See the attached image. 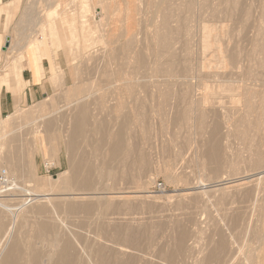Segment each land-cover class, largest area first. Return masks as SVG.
<instances>
[{
    "label": "bare ground",
    "instance_id": "bare-ground-1",
    "mask_svg": "<svg viewBox=\"0 0 264 264\" xmlns=\"http://www.w3.org/2000/svg\"><path fill=\"white\" fill-rule=\"evenodd\" d=\"M35 1L40 2L38 0H31L29 2H31L32 3L31 5L33 6V4H35ZM45 1L48 3L50 2V4L54 3V5L55 4L56 5L55 6L52 5L53 7H51V5L48 6L47 5L48 3L45 2L46 6H47V7L45 6L46 7L45 11H48V12L47 13L45 12V15H43V16L41 15V17H40L39 16L40 14L36 13V11H34L35 5L33 7H31L30 3H28V0H26L25 4L27 3V5L25 6L23 3V5H22L23 8L21 7L23 10L20 13L21 14L20 17L18 18L19 22H18V25L16 24L17 28L16 27H15L16 29L13 28V30H15L14 34H12L13 33L12 31H10V32H12L11 33L12 37L10 36L11 35L10 33H9L10 35L8 34V36H10L9 41H8V48H7L8 52L15 50L17 53H21V55H22L23 51L26 52L27 57H28L27 58L28 64H29L30 68L36 72L37 76H44L45 75V71H44L43 66H42L43 57L54 58V54L58 50L63 49L64 52L66 51L65 52L66 55L69 53L67 56H69L72 59L70 61L75 62L76 59L82 57L84 52L86 53L87 51L92 50L93 46L96 47V45H99V44H97V42L98 43H100V42L104 43V41H106L107 38L105 37L106 39L104 40V39H102V38H104V36L100 37L101 35H103L102 32L105 29H107V28L103 27V26H105V23H104V25H102L103 22L108 23L111 21V23H113V20H114V23H115L117 20L116 16L118 19L122 18V20H124V23H126L127 25L122 23L121 28H120L118 26V24L120 23L119 21L121 19H119L117 21L118 23H116L117 27L113 26L112 29H115V28L122 29V27H124L123 25H125L126 27L123 28L124 30H122V32L124 31L123 33L127 34L129 32V30H131L132 32L130 31L129 33L132 35L133 31L135 30V29L132 30V28H133L132 26L137 25V22L134 23L136 21L134 18H133V23L135 25H133V23L131 24L132 14H133V16L134 15L136 16L137 14H139V12L141 10H143L145 8V6H147V7H149L148 10L150 9V7L153 9V11L155 10L156 15H157L158 13L161 12L160 10H163V9L168 10L169 8H172V6L174 7L176 5V4L175 5L171 4L174 2V0H154V1L153 0L152 1L151 0H145L144 3L142 1V3L145 6L143 7V9L140 10V9H138L140 7V5H139L140 3L138 2V0H125V1L123 0L122 2H125V5L120 6V7H119V4L123 5L120 0H119V2H120L119 4L117 3L118 1L116 2V0L115 1L114 0H58V1H56V0L55 1L54 0H45ZM170 1H172V2L169 3ZM184 1H186V0H183L181 2L183 5L186 4V3L184 4ZM220 1L222 2V0H220ZM226 1H229V0H226ZM230 1H229V4H230ZM241 1L244 3L245 0H241ZM233 2L235 3L236 0H234ZM168 3H169V5H172L171 7L169 6V8H167ZM190 3H192V2H190ZM234 3H233V5H235L237 2L235 4ZM19 4H21V2L15 1V0H10L9 2H5V3L2 2V0H0V15L4 14V15H6L7 18L10 17V15L14 14L17 11V9L19 8ZM57 4H59V5H57ZM237 4H239V3H237ZM138 5H139V7H138ZM231 5H232V3H231ZM58 6L60 7L59 9H58ZM188 6H189V4H188ZM207 6L209 7V8H207V10H209L210 4H208ZM263 6H264V2H263ZM123 7H125V8H123ZM211 7L213 9L214 6L212 5ZM97 8L99 9L98 25L100 23V26H99L100 29H101V25L103 28H105V29L102 28L103 29V31L101 30L102 32L100 30H99L100 32L98 30H97V32H95L97 29V26H96L97 24H96V20L94 17L93 10H96ZM121 8H123L124 10ZM175 9H172V11L174 13H175ZM232 9H233V7H231V9H227V10L229 11ZM120 10L124 11L125 14L124 13L121 14L122 12H120ZM138 10H139V12H138ZM146 11H147V9H146ZM158 11H160V12H158ZM172 11L169 14L173 15ZM210 11H211V9H210ZM214 11H216V10H214ZM221 11L224 12V3H223V7H221ZM232 11H234V13H235L236 9L232 10ZM116 12H117V14L118 13L119 14L116 15ZM141 12H143V11H141ZM144 12H145V9H144ZM151 12L149 10L150 14H151ZM163 12H164V10H163ZM167 12H170V11H167ZM225 12H226V10H225ZM230 12H228V13H230ZM146 13H148V11ZM211 13L215 14L216 12H211ZM37 14H39V15H37ZM120 14L123 15V17L122 16L120 17ZM152 14H153V12H152ZM214 14H212V15H214ZM148 15L149 14H147V16ZM166 15H167V13L165 14V16ZM142 16H146V15H142ZM168 16L170 19V15H168ZM168 16H166V17H168ZM150 17H152V16H150ZM150 17L148 16V19H149L148 21H150ZM175 17L177 18V16H175ZM212 17H215V15ZM182 18L183 19L180 18V21L185 19L184 17H182ZM167 19L168 18H166L165 21H169V19L168 20ZM171 19H173V17H171ZM217 19L218 18H216L215 20H217ZM129 20H131V21L128 22ZM153 20H154V18L151 20V22ZM212 20H213V18H212ZM170 21L168 22V24H170ZM180 21H178V22H180ZM127 22L131 25H129ZM152 23H154V22H152ZM147 24H149V23H147ZM168 24H166V25L163 24L164 27H161V29H158L160 27L157 28L156 27L157 25L153 26V27H156V29L153 28L154 29L153 32H151L149 34V35H151V40L148 39L149 46L151 48L150 50H152V52L149 50L150 54L155 53V56L156 55L160 56L159 54L162 52H163V54L164 53L169 54L170 53V51H169L170 50L169 49L170 44L174 45V43L178 40L176 38H182V37L186 38V39L188 38V36L186 37L184 35H187L186 33L188 30H189L188 32L190 33L191 28L188 30L185 28L186 22H185V25H183L185 27L182 28L183 30H181V32H182V31H185V29H186L185 34H182L183 36H181V37H175V36H178L177 34H175L177 32L179 35H181L180 31L177 30V32L176 31H175V33L173 32L175 34V36L173 35L174 38L171 36L173 33H172V29L169 30L170 25L168 26ZM179 24L181 25V23H179ZM205 24H203V25H205ZM209 24L207 25L208 27L204 26V31H203L204 32L203 33L204 39L199 38L200 42L203 40L202 45L205 46L206 48L208 46H209V48L213 47L212 48L213 49V56L216 55V57L211 58L212 61H213V59L216 58L217 60L215 59V61H217L219 64H223V65H227V66L228 65L233 66L232 67L233 69H231V70H234L235 69L234 67H237L236 65L238 63L237 62L238 61L237 60L238 54L236 52V49H233L231 47L232 50L230 49V51H227V50L224 51V49L221 48V45H220L221 40L219 37H221L223 39L225 36V34L222 35V33H221V36H219L220 32L224 31L222 29L224 26L222 28H217L218 27V25L216 26L217 23L216 24L213 23L214 25H211L209 27ZM7 25L8 24L6 21L5 29L7 28ZM128 25L131 26V28L128 27ZM144 25H143V27H145ZM165 26H167L169 28L168 31H167V27H165ZM183 26L181 25V27H183ZM201 26L199 27L200 29H201ZM212 26H216V27H212ZM227 26L228 25L226 24V27ZM107 27L109 28V25H107ZM177 27H179V25H176V28ZM188 27H189V25L187 23V28ZM134 28H136V27H134ZM164 28H166V29H164ZM229 28H227V31L230 30V32H232L233 29L231 30V28L230 29ZM109 29H111V28H109ZM173 29H175V28H173ZM200 29H198V30H200ZM115 30H117V29H115ZM115 30H112L113 32L107 31L108 33L104 32V34L109 35L111 33L110 34V36H111L113 33L117 32V33H119L118 36L120 39V37L123 34L120 33L118 30L116 32H114ZM147 31H149V30L147 29ZM169 31H171L170 35L168 33ZM94 32L97 33L99 38H97L96 36L94 37ZM144 32H146V31H144ZM200 32H202V31H200ZM200 32H198V33H200ZM235 32H237V30ZM182 33H184V32H182ZM120 34H122V35H120ZM203 34H201V38L203 37L202 36ZM131 35L127 36L128 39L130 38L129 42H127L128 39H127V37H125V39H127V41L125 40L126 43L123 42L122 43L123 45L121 44L120 47L115 48L116 49L115 52H113V53L110 52L111 58H109L107 56L109 58L108 59L109 61H110V59L112 60V58H115L118 54H123V56H124L129 51L131 53V51H132L131 49L133 47V46L131 47V45L134 42H136L134 40V38H132L133 35H132V37H130ZM112 36L113 37L115 36L114 38L116 40V38H117L116 35H112ZM123 36H126V35H123ZM170 36H171L172 40L175 39L174 40L175 42L171 41ZM144 37H145V35L142 37L143 41L145 39ZM226 37L230 38V36H226ZM231 37H233V36H231ZM183 38L179 39L180 41H178V42L181 43V41H183ZM116 41H118V38ZM145 41H147V40H145ZM184 41H185V39H184ZM187 41H188V39H187ZM187 41L185 42V43H187V44H185L186 49H187V45H188ZM112 42H114V40H112ZM222 42L224 44L223 40H222ZM105 43H111V42L106 41ZM197 43L199 44V42H197ZM230 43L233 46V43L232 42H230ZM230 43L228 42L229 46H230ZM104 44H102V45H104ZM182 44L180 46H182ZM226 44H227V42H226ZM200 45H201V43H200ZM261 45H260V50L264 52V43L262 46ZM108 46H109V44H108ZM108 46H106V44H105V46H102V47L106 48ZM50 48L52 49V54L50 52ZM108 48H110V47H108ZM134 48H136V47H134ZM134 48H133V51H134ZM201 48H202V46H201ZM173 49H174V47H173ZM137 50H140V52H138ZM137 50H136L137 52L136 51L133 52V54H135L134 55L135 58H134V64L132 65L133 69L136 72L141 71V69L144 67V64H146L145 65V68H146L147 62H148L147 56H146L147 58L144 59V54H143L144 52H142L141 49H139V48ZM93 51H91V52H93ZM103 51L104 52L106 51V54H104ZM103 51H102V55L103 54L107 55V52H109V49L108 50L103 49ZM158 52H160V53H158ZM172 52H171L172 56H171V54H169V55L173 58V57H175V54H174V52L173 53ZM187 52H189V50L186 51V53ZM200 52H203V51H200ZM252 52L254 53V51H252ZM87 53H90V52H87ZM204 53H206V52H204ZM249 54H251V53H249ZM211 55H212V52H211ZM18 56H19V54H18ZM88 56H86V57H88ZM131 56H132V53H131ZM153 56H154V54H152V57ZM213 56H211V57H213ZM122 57L120 55L121 59H122ZM125 57L123 59H127L128 57L130 59L129 55H128V57H126V58ZM152 57H151V59H152ZM20 58L18 57V59H20ZM90 58H88V59L90 60ZM118 58H119V55H118ZM165 58H170V57H168V55H167ZM172 58H170L171 62H173ZM91 59H93V58H91ZM156 59L153 61L155 62ZM68 60H69V58H68ZM114 60H116V59H114ZM117 60H119V59H117ZM145 60H146V63H145ZM170 60H168V63L166 66H165V63H163L164 65L160 64L162 66H160L158 64L159 65L158 66L156 62H155L156 63L155 66H153L154 64L152 63L153 65L151 67H149V66L147 67L150 70L148 71L146 68V72L148 71L150 77H151V75H153L154 79L158 78V77H155L157 72L163 73L162 74V76L164 75L163 79H164V77H167L168 79L169 78L171 79L172 77L174 78L173 73H174L175 69L174 70L171 69ZM107 61L102 60L103 63L104 62L106 63ZM128 61H129L128 59L125 61V63L127 65L123 62H122V65L119 64L120 66L116 69L115 72H113L114 77L113 76L111 77V74H112L111 71H113V70L110 69L111 71L106 73V70H101V68L99 67L100 68L99 71H101V73H102L101 76L99 75V77L103 81V80H106L105 76H103V73H106V76L108 73H111V74H109V76L111 78H107L108 76L106 77L107 79L110 80V81H108L110 86H111L113 81L115 83L117 81L116 87H118L119 86L118 81H119V84L121 83L120 88L121 87L124 88L125 89L124 91H125V93L127 92V95L133 93L132 94V96H133V95H135L134 92L136 93V90L138 89V87H137V89L134 88L135 87V80L133 78H135L136 76L134 77V75H133V77H130V75H131L129 73L130 71L127 70V69H129L128 67L131 66V62L129 61V64H130V66H129L127 63ZM120 62H121V60H120ZM5 63H7V62H5ZM150 63H149V65H150ZM108 64L110 65L109 62H107V65ZM213 64H214V61H213ZM262 64H264V63H262ZM22 65L20 64V60H18L17 63L13 62V64L10 66H9V64L8 65L5 64L4 66H7L8 68L3 70L4 72L1 70L2 72L0 74V84H5L7 86V88H10L15 84H19L20 83L19 81H21V78H20L21 73L20 72L22 70ZM102 65H104V64H102ZM117 65H118V62H117ZM123 65H126L127 69H125L126 67L123 68L124 67ZM172 66L175 67L174 64H172ZM115 67H113V68H115ZM262 67H263V65H262ZM27 68H28V66H27ZM76 68H77V66L74 67V69H76ZM145 68H143V69L145 70ZM123 69H125V71H128V73L130 75L127 74L125 71H123ZM186 69L187 68H185L184 71ZM49 71H50V74L48 76V81L50 83H54V85L59 84L61 87L62 86L61 84L63 82V74L64 73H63L62 69L60 68V66H58L55 63H52V65L50 64ZM75 71H78V70L76 69ZM102 71H105V72H102ZM143 72L144 71L142 70L141 73H143ZM13 74H14V76L12 78L11 75H13ZM75 74H77V73L75 72ZM96 74H93V78H94V75L96 76ZM137 75H139V73H137ZM248 75H249V72H248ZM146 76H148V75H146ZM153 76L151 78H153ZM157 76H158V74H157ZM91 77H90V79H92ZM37 79H38V77H37ZM90 79H89V81H87L83 84H82V81L80 82V80L78 79L79 82H78V80H77V83L73 82L74 84L68 88H64L65 86H62L63 89H66V90H64L63 95L61 93L64 100L66 101V102L64 101L66 103V107L70 108L69 106L73 105L72 109H74V114L72 112L70 113V115L72 114L71 115L72 122L69 125L70 127L68 129L66 128V130H63L66 132V135H67L66 143H64V145H66V146H64V147L66 148V150L69 154L68 159H67V161L69 160L68 161L69 162L68 163V169L63 171L62 173L57 174L56 178H53V177H46V178L40 177L39 178L36 175L35 172H36L37 167L35 165V160H36L35 159V153L39 152L42 155V157H44L43 159H44L45 165L48 166V165L52 164V159H53V157H55L56 152L58 151V147L56 149L55 146L50 141L42 142V139H44L48 134H50L51 132H53L55 130V128L53 129L51 120L49 118L53 114H56L57 112L59 113L60 110H61V112L62 111L66 112L67 108L65 107V110H62V109H60L61 106L55 105L56 107L55 106L52 107V104L50 105V104H48V102H45V100H44V101H41L38 103H34V106L30 107V108L27 107L28 109L27 108L22 109V107L17 105V107L15 108V111L13 113L9 114L5 118L0 117L1 118L0 119V155L4 152V151H2V150H4L3 149L4 138L9 137V138L13 139L14 133L13 134H11V133L14 131V128H15V132L17 130H20L19 127H13L15 122H20V121L23 123L25 122L26 123L25 128L28 127V134L32 137V140H33V144L30 147H28V150L26 152L23 151V149L21 147L15 148V150H13V153L11 154V157L8 159L9 160L8 165L4 164V162L2 160L0 161V167L3 166L2 168H0V209L1 210H7L11 213V216L9 218L8 223H5L4 216L0 215V264H153L152 257H151V256H153L151 254L152 250L150 249L149 251H147L145 249H142V247L144 245L140 242V240H141L140 237L143 236L144 237L143 240H147V242H149L151 244L152 239H153V231H152L153 226H151L147 223L140 225V222H137L138 219L135 220V218H132V220L135 221L133 223H135V226H136V224L139 223V227L129 226L130 221L128 224L127 222L120 221L119 219H117V220L110 219L109 215L110 214H119L120 209L124 206V204L123 203L122 204L121 203H114L111 200L112 197L102 198V197H93L92 195H88L89 192H87V191L97 190V188H100L99 186H96L98 183L96 181L111 180V183H115L116 180L130 179L133 183H136V184L133 187L134 189L132 191H128L129 193L125 192V193H128L129 195H123L124 193H119V194H116V196H114V198H117V199L123 198V199H127V200H129V199L137 200L141 197L148 198V199L157 198L156 196L149 194L150 191L145 189L148 185L147 183H146L147 185H145L146 186L145 188H144V186H142V184L139 185L140 184L139 180H138L139 175L141 174L142 170H145L144 168L147 166L149 161L146 158L147 154L144 152V149L143 150L137 149L136 145H134L132 142L133 141L132 138L129 139L130 138L129 137L130 128H132V125H135L137 122L136 117H135L136 115H134V113L130 112L133 110L129 111V109L124 106L125 109L126 108L127 109H126V111L125 110H123V112L121 111L120 121H119L118 125L116 126V129L108 128L105 131H103L102 134L98 138L94 139V141H93L94 151H95V153L97 152V154L99 156H101V160H100L98 165L96 163L92 164L90 162V160L83 155L84 151H83L82 145L85 144L89 140L90 137H88V136L91 133V131H88L89 132L88 133L85 130V127L89 123L88 117H90V116H89V113L87 110V105H86V104H88V102L86 101L87 102L86 103L84 101V99L86 97H89L92 95L95 96V94L99 90L102 91V89H100L102 87V85H100L101 86L100 87V86H98V83L96 82L99 79L98 80H97V78L92 79V80H90ZM154 79H153V81L156 82V80H154ZM242 79H243V76H242ZM94 80H96V81H94ZM163 81H165V79ZM168 81H167V83L169 84V82L171 80L169 82ZM98 82H100V81H98ZM136 82H139V80H137ZM155 82H149V85H150V83L156 84ZM245 82L247 83V81H245ZM140 83L142 84L144 82H140ZM136 84H138V86H139V83H136ZM221 84L218 86H217V84H215L217 87V88L214 87L215 89L210 88L211 90H208L207 94L204 95L205 96L204 101L209 103V99L211 101V98H213V97L216 98L218 93H227V95L230 93V95H232V93L234 91L238 92V91H240L239 89L242 88L239 85H238V87L237 86L233 87L231 84H225V83L222 85ZM19 85H21V84H19ZM156 85H158V82ZM205 85L206 84L204 83V86ZM146 86L143 88H146ZM213 86H214V84H213ZM98 87H100V88H98ZM116 87H115V89H116ZM150 87H152V85ZM243 87H245V88H242V90L247 89L246 85H244ZM109 88H107V90L111 91V89H109ZM111 88H113V87H111ZM143 88H141L139 86V90L143 89ZM152 88H156L155 85ZM237 88H239V89L237 90ZM15 89L14 90H15L16 95H17V92L19 91V87H16ZM17 89H18V91H17ZM117 89H116L115 94L117 95V101H118L117 105H119V107H120L123 104L122 100L124 98L122 99V96H121L122 93H120V91L122 89L121 90L118 89L119 90L118 92H117ZM133 89H135V91H133ZM157 89H158V91H160V90L163 91L161 93L162 97H164L166 95L164 90H162L161 88H157ZM204 89H206V87H204ZM248 89H247V91H250ZM110 91H107V93H110ZM113 91H115L114 88H113ZM149 91H151V89ZM158 91H156V94ZM243 91H241V92H243ZM252 91H254V90H251V93H252ZM55 92H56V90H55ZM236 92H235V94H236ZM255 92H253V93H255ZM100 93H102L101 98H102V95H104L105 97L108 96V94L106 95L103 92H100ZM150 93H149V95H150ZM159 93H158V97H161ZM183 93H184V91H183ZM243 93H245V95L247 94V96L250 98H252V96H253L252 95L253 93L248 94L249 92H246V91H244ZM123 94H124V92H123ZM156 94H155V96H156ZM185 94H187V93H185ZM235 94H234V97L236 96ZM255 94H257V92ZM14 95H15V93H14ZM110 95H111V93H110ZM261 95L262 94L258 93L257 96H260L261 101L257 100L256 102H260L262 105L259 106V104H260L259 103L258 106H256V107H260V108L262 107V109H263L264 108L263 107L264 102L262 103V101H263L262 99H264V96L261 99ZM112 96H114V94H112ZM135 96H136V98H134V100H137V94ZM239 96L241 97L242 95H240V93H239ZM17 97H18V95H17ZM99 97H100V95H96L95 98H92V99L93 100L96 99V101H97V98H98V100L100 99ZM110 97H107V98H110ZM126 97H125V99H126ZM152 97H154V95L153 96L151 95V99H152ZM234 97L232 96L231 98L235 99ZM49 98H51V96ZM53 98H55V97H53ZM114 98L116 100V97H114ZM128 98H129V96H128ZM149 98H150V96H149ZM218 98H220V97L218 96ZM241 98H243V97H241ZM102 99L105 100L106 98L103 97ZM226 99H227V97H226ZM129 100L132 101L131 99H129ZM239 100H240V98L238 99V102H239ZM89 101H90V99H89ZM130 101H127V102H130ZM152 101L150 102L151 104H152ZM192 101L193 100L191 98V101L188 104V106L190 105L189 110L184 108V110H182V112L180 113V115L182 117L181 119H186L185 115H187L188 111H189V113L192 114V112H195L198 110V109L196 110L198 100L196 101L197 103L194 100L196 105ZM252 101H254V100L253 99H251V101L246 100V104L243 103L244 101L242 102L243 103L242 105L244 106V104H245V106H244V108L241 107V108H243V111L239 110L241 112V114L239 116H237L238 118L236 117L238 120L235 118V120H237L236 121L237 124L234 122L235 120L234 121L232 120L233 121L232 123L236 124V125L234 124L235 126L233 127L232 133L234 135H236V137L238 136L242 139H247L248 133H250V132L252 133L254 131V133L257 136V142L254 145V149H253V156L255 157V159H254V164H252V165L255 166V165H259L262 162V160L264 159V151H262V149H261V148H264L263 147L264 146V144H263L264 143V125H263L264 120L261 121L260 120L261 118L258 119V117H257L258 120L256 119V117L251 119V117L253 116L252 112L255 109V106H254L255 104H254V102L252 104ZM109 102H111V100ZM134 102H136V101H134ZM219 102H221V101H219ZM229 102H231V101H229ZM236 102H237V99H236ZM45 103H47V105H49L48 108L46 107ZM211 103L213 104L214 102L211 101ZM124 104L127 105L126 102H124ZM131 104H132V108H133V103H131ZM131 104H128V105H131ZM135 105H137V104H135ZM135 105H134V107H135ZM198 105H200V104L198 103ZM50 106L52 108L49 111ZM64 106L65 105L63 104V106L61 108H64ZM153 106H152V108H154ZM129 108H131V107H129ZM138 108H140V107L138 106ZM72 109H70V110L72 111ZM140 109H137V110L139 111ZM262 109L260 110L259 108H257L256 110H259L257 112H261ZM135 110H136V107H135ZM201 110L197 112L198 114L195 113L198 116L197 125L199 126V128H198L199 131H202L200 129L203 128L202 120L205 117V112H203V110L202 111ZM236 110L238 111V109H236ZM111 111H112V108H111ZM138 111H136L135 113L139 114ZM152 111H154V109H152ZM239 111L237 112L238 114L240 113ZM262 112H264V111H262ZM17 114H21L23 119H22V117H20L16 121H14L13 118ZM146 114L147 113L144 114L145 117H146ZM261 114H263V113H261ZM148 115H149V112L147 114V117L150 116V115L149 116ZM138 116H137V118H138ZM139 118H140V116H139ZM146 118H144V120H142V121L148 122L147 120H145ZM140 119H142V118H140ZM147 119L149 120V118H147ZM231 119H234V117H232ZM68 120H71V119H68ZM216 120L212 124V126L209 130V139L204 142V149L201 153V156L203 158L201 160V161H203L202 164L208 162V164H210L212 166V168H211L212 174H216L218 172L219 167H221L225 163L228 165H232V167H236V165H237V163H236L237 161L235 159H232V157L230 155L229 156L231 157V159H230V157H229V159H227V157L225 156L226 154L224 152V148H223L222 143H221L222 122L220 123ZM146 122H145V124H146ZM183 122H180V124H178L176 126L181 125V123H183ZM228 123H230V121ZM232 123L230 126H232ZM100 124H101V122L98 119L93 121V124L91 125L93 128L92 133H98L99 134L98 131L100 130L99 129ZM185 125L183 124L182 126H185ZM227 125H229V124H227ZM148 126L152 128V126H150V122H149V125H147V128H148ZM140 128H141V126H140ZM182 128H184V127H182ZM182 128H181V130H183ZM149 130H150V128H149ZM151 130L153 133H151L150 131H147L146 128L140 129L139 134H140V137L142 139V144L144 146H146V144L148 143V140H149V136H146V133L150 132V133H148V135L154 134L153 129H151ZM164 130L165 129H163L162 131L160 130V132H164ZM180 131L177 133H180ZM173 132L171 134L172 135L174 134L176 136L177 133L175 132L176 133L175 134ZM153 136L155 137L156 135H153ZM153 136H150V138H152ZM173 137L174 136H172V138ZM130 140H132L131 143H129ZM90 141H88L87 143H89ZM100 147H101V149H100ZM148 149H150V148H148ZM241 154H240V156H241ZM238 155L239 154H237L236 157ZM116 163L119 164V168H120L119 169V175H120L119 178H116V175H115V173H116L115 164ZM17 164L20 166L19 167L20 172L22 171L21 174H19V175L16 173L15 169H13V167L16 168ZM53 164H54V162H53ZM166 175H167L166 176L167 179H172V177L170 176V174L168 172L166 173ZM254 176H256V177L253 179ZM20 177L26 178L27 182L29 184L26 183L25 186H21L18 183ZM221 177L223 178L224 176H221ZM1 178H4L5 182H3L1 180ZM224 178H226V177H224ZM152 180H153V178L150 176L147 181L153 182ZM209 180H211L209 178V176L203 174V175H200V180H198V181H199V183H200V181L201 182L206 181L205 183H207ZM242 180H245L246 182H249L252 180L253 182H255L251 186V188L248 190L251 192L252 203H251V208L249 211V216L247 219L246 233H249L250 230H252L254 238L257 237V240L259 238L258 244L253 246L251 244H248L249 242H246V243L243 242L242 244L238 245L237 239H236L234 234H235V228L237 227L236 223L238 222L239 218L234 217L233 226L231 229L232 231L228 232V234L225 235L224 232L223 233L221 232L222 231L221 229L215 228V232L218 233L217 240L210 242L208 244V246H206V248H205V246L204 247L202 246L205 249H203L202 247L199 248L201 250L200 251L197 250V254H195L194 257H191L193 259H192V263H190V264H237V259H238L239 254H243V260H242L241 264H259L260 258L262 257V255L264 253V251H263L264 250V246H263V244H264V209L261 208V206H262L261 204L264 201V170L258 171L257 173H251L250 175H247L244 178H241L239 180H232L230 182L231 183L233 182L235 184H241L240 181H242ZM44 181H47V182H44ZM30 182H32V183H30ZM137 182L139 183L138 184L139 186L137 185ZM223 184H227V183L226 182H224V183H217L216 182V184H212V185H209V183L204 184L203 186H201L202 187L201 188L202 194H204V195L206 194V197H207L210 195L209 192H215V193L220 192L219 194H221V192H223L221 194L222 196L217 194V193H216L217 195L216 194H213V195H214V197H216L218 195L221 197H224V195L226 196L228 194L226 192H225L226 194L224 193V190H223L224 187H222ZM103 188L109 189L107 186H104L100 189L102 190ZM209 188H213V189H209ZM12 190H20V191H22V194L19 197H15L13 195H12L13 197H8V195L11 193L10 191H12ZM8 192H10V193H8ZM221 197H219V198H221ZM219 198H218V200H220ZM14 199L18 200V204L16 206H11L10 200H14ZM197 199H198V197H197ZM145 200H147V199H145ZM194 200L198 201V200H196L195 197H194ZM28 205L29 206L31 205V206L29 207ZM137 206L140 207V204L139 205L133 204L131 209L134 210V208L136 209ZM28 211L33 212V213H42V212L46 213V214H33L34 216H42L40 222H38V220H39L38 219L34 225L35 226L34 232H36V231L38 232V229H40V233H42L41 235L39 232L37 234V236H38L37 244L35 246H30L28 248H22L20 245V242L18 240H13L10 244V239H11L12 233H13V231H14L17 223H18L19 218L22 217L21 213L22 212H28ZM62 212L65 214H60ZM79 213L83 214L84 216L79 221L80 224L77 225V224H75L74 218H75V214H79ZM205 213H207V212H205ZM72 217H74V218H72ZM70 218L72 220H74V223L70 220ZM258 219H260L259 223H257ZM221 220H223V219H221ZM260 223H261V227H262L261 230H260V226H259ZM224 224H225V222H224ZM224 226H223V228H224ZM224 229L226 230V228H224ZM186 236H187V234L184 230L179 231L178 234L175 236V240H176V244H177L176 249H174V250H168L167 249L168 251L167 250L163 251L160 249L156 253L157 257L159 259H161L162 261H164L165 264H174V262H173L174 258L181 255V252L183 251V248L185 247ZM227 239H229L228 243L231 245L230 246L231 248L228 250V254H227V249H228ZM232 247H234V250L232 249ZM153 254H155V253H153ZM146 255L148 257H146Z\"/></svg>",
    "mask_w": 264,
    "mask_h": 264
},
{
    "label": "rangeland",
    "instance_id": "rangeland-1",
    "mask_svg": "<svg viewBox=\"0 0 264 264\" xmlns=\"http://www.w3.org/2000/svg\"><path fill=\"white\" fill-rule=\"evenodd\" d=\"M9 1L10 0H2V2H4V3L9 2ZM15 1H19V2H21V4H19V8L17 9V11L14 14L10 15V17H8V18L4 14L0 15V74L3 70L8 68L7 66H4L5 64L6 65L9 64V66H10L13 64V62L17 63L18 60H20V62H21L20 64L22 65V60L24 58H26V59L28 58L27 53L24 51H23L22 55H21V53H17L15 50L8 52V50H7L8 43L3 48V46L5 44V38L10 37V36L12 37V34H14V31H15V30H13V28L14 29L17 28L16 24L18 25V22H19L18 18L20 17V15H21L20 13L23 10L22 9L23 3L25 6L27 5V3L25 4L26 0H15ZM29 1H31V0H28V3H30V5H31L32 3ZM38 1H40V2L35 1V4H33V6L35 5V9L34 8L33 9H34V11H36V13H39L40 15L39 14H37V15H39L41 17V15L42 16L45 15V12L46 13L48 12V11H45V8L47 7L46 3H48V2H46L45 0H38ZM56 1H58V0H56ZM120 1L123 5L119 4L120 3L119 0H116V2L119 4V7L124 6L125 2H122L123 0H120ZM142 1H143V3L145 2V0H140V1L138 0V2L140 3V4L138 3L140 5V7L138 5V7H139L138 9H140V10L143 9V7L145 6L142 3ZM177 1L178 0H174L173 3H171L172 1L169 2V3L174 4V5L176 4L177 6L175 5L173 7L172 5H169V3H168L167 8H169V6L170 7L172 6V8H169L168 10L163 9L164 12H163V10H160L161 12L158 11L160 13H158L157 15H156V11L155 10L153 11V9L150 7V9H149L150 12L151 11L153 12V14L151 12V14H152L151 15L149 13V10H148L149 7H147V6H145V8H144L145 12H144V9L141 10L144 13L141 11L139 12V10H138L139 14H137L136 16L135 15L133 16V14H132V19H131L132 21L129 20L128 22L131 21V24H132L133 18L136 20L134 23L137 22L136 26H132L133 27L132 30L135 29L133 31V34H132L133 37L129 33L131 30H129V32H128L129 34L127 33L128 35L123 33L124 31L122 32V30H124L123 28L126 26L123 25L124 27H122V29H120L122 23H124V20H122V18H119V19H121L119 21L120 23L118 24V26L120 28H115V29H117L123 35H126V36H123L122 34H120V35H122L120 37V39L118 36L119 33L116 32L117 30L112 29L113 26L117 27L116 23H118L117 21L119 20L117 18V16H116L117 20L115 23H114V20H113V23H111V21L108 23L107 22H103V24L101 23L102 25H104V23H105V26H103V27L107 28L108 30L103 28L102 25H101V29H100V27H99L100 23L98 25L99 9L97 8L96 10H93L94 17H95L96 24H97L96 25L97 29L95 32H97V30L103 31V29H105L103 32L101 31L103 35H101L100 37L104 36V38H102V39L105 40L107 38L106 41L111 42V43H105L106 41H104L106 46H108V44H109L108 47H110V48L102 47V46H105V44L103 42H100V43L97 42V44H99V45L95 44L96 47L93 46L94 49L92 48V50L87 51L90 53L84 52L82 57L76 59L75 62L70 61L72 59L69 56H67L69 53L66 55V53H65L66 51L64 52L63 49L58 50L54 54V58L47 57L49 60V68H50V64L52 65V63H55L58 66H60V68L62 69L64 74H63V82L61 85L65 86L64 88L71 87L75 82L77 83L78 79L80 80V82L82 81V84H83V83L89 81L91 76H92L91 77L92 79H96V78H97V80L99 79L98 81H100V82L94 80L98 83V86L102 85V87L100 86L101 88L98 87V88L102 89V91L99 90L95 94V96L100 95V97H99L101 99V100L99 99L100 101L98 100V98H97V101H96V99L93 100L92 98H95L94 95L86 97L84 99L85 102L86 101L88 102V104H86V105H87V110H88V113L90 116V117H88L89 123L85 127V130L87 132L91 131V133L88 136V137H90L88 141H90V140L91 141L89 143H87L88 141L86 143L84 142L85 144L82 145V148L84 151L83 155L85 157H87L92 164L96 163L98 165L100 160H101V156H99L97 154V152L95 153V151H94V145H93L94 139L98 138L102 134V132L108 128L116 129V126L118 125V123L120 121L121 111L122 112H123V110L126 111V109L128 108L129 111L133 110L130 112L134 113V115H136L135 117H136L137 122L135 125H132V128H130V131H129V137H130L129 139L132 138L133 141L130 140L129 143H131V141H132L133 144L136 145L137 149H140V150L144 149V152L147 154L146 158L149 161L147 166L144 168L145 170H142L143 173L141 172V174L139 175L138 180H139L140 184L137 182V185L142 184V186H144V188H145L146 187L145 185L148 184L145 189L150 191L149 194H152V195L156 196L157 198L148 199V198L141 197L137 200H131V199L127 200V199H123V198H121V199L114 198V196H116V194H119V193H124L123 195H129L128 191H132L134 189L133 187L136 184V183H133L130 179L116 180L115 183H111V180L96 181V182H98L96 186H99L100 188L107 186L109 189L103 188L101 190L100 188H97V190H91V191H87V192H89L88 195H92L93 197H102V198L112 197L111 200L114 203H121V204L123 203L124 204V206L120 209L121 214L120 213L119 214H110L109 215L110 219H115V220L119 219L120 221L127 222L128 224L130 221L129 226L139 227V223L136 224V226H135V223H133L135 221H133L132 218H135V220L138 219L137 222H140V225L147 223V224L153 226L152 227L153 239H152L151 244L149 242H147V240H143L144 239L143 236L140 237L141 238L140 242L145 246V247L143 246L142 249H145L147 251H149L151 249L153 251V252L151 251V254L153 255V256H151L153 264H165L164 261H162L161 259H159L157 257L156 253L160 249L163 251H166L167 249L168 250L176 249L177 244H176L175 236L181 230H184L187 234L186 240H185V247L183 248L181 255L175 257L173 262H174V264H190V263H192L193 258H191V257H194V255L197 254V250H199V251L201 250L199 248H201L202 246L203 247L205 246V248H206V246H208V244L210 242L217 240L218 233L215 232V228L221 229L222 230L221 232L222 233L224 232L225 235H227L228 232L232 231L231 229L233 226L234 217L239 218L238 222L236 223L237 227L235 228V234H234L236 239H237L238 245L242 244L243 242H245V243L249 242L248 244L255 246L259 242V238H258V240H257V237L254 238L252 230H250L249 233H246V224H247V219L249 216V211H250L251 203H252L251 192L248 190L251 188V186L255 182H253L252 180L249 182L242 180V181H240L241 184H235L233 182L231 183L230 181L239 180L241 178H244L247 175H250L251 173H257L258 171L264 170V159L262 160V162L259 165H255V166L252 165V164H254V159H255V157L253 156V149H254V145L257 142V136L254 133V131L252 133L251 132L248 133L247 139H242L238 136L236 137V135H234L232 133L233 127L237 124L236 123V121L238 120L237 116H239L241 114V112H240L241 110L243 111V108L246 104V100H248V101H251V99L254 100V101H252V104L254 102L255 109L252 112L253 116L251 117V119H253L255 117L257 119V117H258V119L261 118L260 119L261 121L264 120V112H262V111H264V108L262 109V107L261 108L256 107L260 103V102H256L257 100L258 101L260 100V96H257L258 93L262 94L261 99L264 96V64H262V63H264V52L260 50V45L261 44L263 45V43H264V6H263L264 0L263 1L262 0H245L246 2L244 1V3L241 0H236V2L239 3V4H237L235 2L238 6L233 2L234 0L233 1L229 0L230 4H229V1H226V0L223 1L222 0V2L224 3V12L221 11V7H223V3L220 0H186V1H184V4L186 3L185 5H183L181 3L183 0L182 1L179 0L178 2ZM190 2H192V3H190ZM187 3L189 4V6ZM231 3H232V5H233V3L235 5L232 6ZM208 4H210L211 11H210V9L207 10V8H209L207 6ZM211 4L214 6L213 9L211 7L212 6ZM47 5L48 6L51 5V7H53L56 4L55 5H54V3L50 4V2H49ZM57 5H59V4H57ZM33 6L31 5V7H33ZM231 7H233L232 10L236 9L235 13L232 10H229V11L227 10V9H231ZM59 8L60 7L58 6V9ZM123 8H125V7H123ZM123 8H121V9H123ZM146 9H147L148 13H146L147 12ZM172 9H175V13L172 11ZM214 10H216V11H214ZM225 10H226V12H225ZM167 11H170V12H167ZM171 11L173 12L174 16L172 14H169V13H171ZM120 12H122L121 14H123V13L125 14L124 11L120 10ZM211 12H216V13L214 14ZM228 12H230V13H228ZM166 13H167L166 16L170 15V19H169V16L168 17L165 16ZM118 14L116 12V15H118ZM121 14H120V17L121 16L123 17V15H121ZM147 14H149L148 15L149 17L152 16L154 18V20L152 21L154 23L151 22V20L153 19L152 17H150V21H148L149 19H148ZM212 14H214L215 17H212V16H214ZM142 15H146L147 17L142 16ZM175 16H177V18ZM178 16L181 19H183L182 17H184L185 19L180 21V18ZM171 17H173V19H171ZM166 18H168L169 21L171 20L170 24H168L169 21H165ZM212 18H213V20H212ZM216 18H218V19L215 20ZM6 21H7L8 25H7V28L5 29ZM178 21H180V22H178ZM185 22H186V25H185ZM134 23H133V25H135ZM147 23H149V24H147ZM179 23H181L182 26L185 25L186 27L185 26L181 27V25ZM187 23L189 25L188 28H187ZM207 23L209 24V27L211 25H214L213 23H215V24L217 23L216 24V26L218 25L217 28H222L224 26L222 28L224 31L220 32V35H219V36H221V33H222V35L225 34L224 38L222 39L221 37H219V36L218 37L221 40L220 45H221V48L224 49V51L225 50L230 51V49L232 50V48L236 49V52L238 54V58H237L238 63L236 65L237 67H234L235 68L234 70H231V69H233L232 68L233 66L228 65L229 66L228 67L227 65L219 64L217 61H215L216 58L213 59V61H214V64H213V61L211 60V58L216 57V55L213 56V49H212L213 47L210 46L211 48H209V46H208L206 48L205 46L202 45L203 40L200 42V39H204V34H203L204 32L203 31H204V26L208 27ZM124 24H126V23H124ZM131 24H129V25H131ZM163 24L164 25L168 24V26L170 25L169 26L170 29L167 26H165V27H167V31H168V29L169 30L172 29V33L173 32L175 33V31L177 32V30L180 31L181 35H179L177 32L175 34H177L178 36H175V34L173 33L171 35L173 38H174V36L175 37L183 36L182 34H185L186 29L188 30L191 28V32L189 33L188 32L189 30H188L186 33L187 35H184L186 37L188 36V38H187L188 41L186 38L182 37L183 41L185 39L184 42L183 41H181V43L178 42V41H180L179 39H182V38H176L178 40L175 42L174 41L175 39L172 40V38L170 36L171 41L175 42L174 43L175 46L173 44H170V48H169L170 49L169 54H171L172 51L175 54V57H173V58L171 57L172 54L170 56L169 54H166V53L163 54V52L162 53L158 52V53H160L159 54L160 56L156 55L158 58L155 56V53H152V54H154L153 57H152V54L149 53L150 51L152 52V50H150L151 48L149 46V41H148V39L151 40V35H149V34L151 32H153V30L156 29V27L157 28L160 27L158 29H161V27H164ZM203 24H205V25H203ZM226 24L231 28V30L233 29L232 32H230V30L227 31V28H229V27L228 26L226 27ZM107 25H109V28H111L112 30H115L114 32H116V33H113L112 35H116V37L118 38V41H116L117 38L115 40V38H114L115 36L114 37L112 35L110 36L111 33L109 35L104 34V32L106 33L107 31H109V32L112 31L111 29H109L107 27ZM129 25H128V27L131 28V26H129ZM143 25L145 27H143ZM176 25H179V27L176 28ZM153 26H156V27H153ZM200 26H201V29L199 28ZM216 26H212V27H216ZM134 27H136V28H134ZM184 27L186 29H185V31H182V32H184V33H182L181 30H183L182 28H184ZM173 28H175V29H173ZM147 29L149 31H147ZM164 29H166V28H164ZM198 29H200V30H198ZM236 30H237V32H235ZM10 31H12L13 33ZM144 31H146V32H144ZM197 31L198 32L202 31V32L198 33ZM95 32H94V37L96 36L97 38H99L97 33H95ZM170 32L171 31L168 32L169 35H170ZM9 33L10 34L12 33V34L10 35ZM142 33L145 35L144 41L142 40L143 39L142 37L144 36ZM8 34L10 36H8ZM201 34H203L202 38H201ZM129 35H131L130 37L134 38V40L136 41L131 45V47L133 46L131 49L132 50L131 51L132 56H131V53L129 51L124 56H123V54H118L119 58L117 55L115 58H112V60L110 59V61H111L110 62L108 60L109 58H111L110 52H112V53L115 52V50H116L115 48L120 47L123 42L126 43V41L128 39L127 36H129ZM226 36H230V38H228ZM231 36H233V37H231ZM125 37H127V39H125ZM129 39L127 42L130 41ZM112 40H114V42H112ZM145 40H147L148 42ZM222 40L224 41V44H223ZM186 41L188 42L187 49L189 50V52H187V53H186V51H188V50L186 49V46H185V44H187V43H185ZM197 42H199V44ZM226 42H227V44H226ZM228 42L229 43L232 42L234 47L231 45V43L229 46ZM200 43H201V45H200ZM102 44H104V45H102ZM181 44H182V46H180ZM201 46H202V48H201ZM134 47H136L137 49L138 48L141 49V51L144 52L143 53L144 59L148 57L147 58L148 62L149 63L151 62L150 65L147 62L146 68L148 66L151 67L153 64H154L153 66H155L156 63H157V65L165 63V66H166L168 63V60H170V58H172L173 62H171V60H170V63H171V69L172 70L175 69V71L173 73L174 78L172 77L171 79L170 78L168 79L167 77H164V79L166 81L165 82V81H163L164 80L163 79L164 75L162 76L163 73H158V72H157L158 76L156 73H155L156 75L154 74L155 77H158V78L154 79L153 75H151V77L153 76V78H151L149 73H148V71L150 70L149 68H147L148 71L146 72V68H145L146 64H144V67H143V68H145V70L143 68L141 69V71L142 70L144 71L143 73H141V71L136 72L132 66L134 64V58H135V56H134L135 54H133V52L137 50ZM173 47H174V49H173ZM133 48H134V51H133ZM103 49H105V50L109 49V52H107V55H104V54H106V51L104 52ZM91 51H93V52H91ZM102 51L104 53L103 54L104 56L102 55ZM137 51L140 52V50H137ZM200 51H203V52H200ZM210 51L212 52V55H211ZM252 51H254V53ZM50 52L52 54L51 48H50ZM204 52H206V53H204ZM249 53H251V54H249ZM18 54H19V56H18ZM87 54L93 59H91ZM127 54L130 56V59H129ZM120 55H121V57L123 56L122 59L120 58ZM167 55L170 58H165ZM86 56H88V57H86ZM105 56L106 57L108 56L109 58L108 57L106 58ZM125 56L128 57L127 59L131 62V66L129 64V61L127 62L128 65L130 66V67H128L129 69H127V66H126L127 64L125 63V61L127 59H123ZM211 56H213V57H211ZM18 57L19 58L21 57V58L18 59ZM67 57L69 58V60ZM151 57H152V59H151ZM88 58H90V60ZM154 58L155 59L157 58L155 61L156 63L153 61V60H155ZM114 59H116V60H114ZM117 59H119V60H117ZM102 60L103 61L108 60L107 62H109L110 65L108 64L109 65L108 66L107 62L103 63ZM120 60H121V62H120ZM116 61L118 62V65H117ZM5 62H7V63H5ZM122 62L126 64V65H123L124 67L123 66L122 67L123 68L126 67L125 69L130 71L129 73L131 75L128 73V71H125V69H123V71H125L127 74H129L130 77H133V75H134V77L135 76L137 77V78L136 77L133 78L135 80V87L134 88L137 89V87H138V89L136 90V93L134 92L135 95L137 94V100H134V98H136V96L135 95L132 96L133 93L127 95V92L125 93V91H124L125 89L122 87L120 88L121 83L119 84V81H118V85H119L118 87L120 89L118 87H116L117 81L115 83L112 80L113 78L111 79L113 81L112 82L113 85L111 84V86H110V84L108 83V81H110V80L107 78H111L112 76L114 77L113 72H115L116 69L120 66L119 64L122 65ZM145 63H146V60H145ZM102 64H104L105 66ZM172 64H174L175 67L172 66ZM262 65H263V67H262ZM76 66H77L76 69L78 71H75L76 69H74V67H76ZM160 66H162V65H160ZM99 67L101 68V70H106V73L113 70V71H111L112 74L108 73L107 74L108 77H107L106 73H103V76H105L106 80L102 81V79L99 77V75L101 76V74H102L101 71H99L100 70ZM113 67H115V68H113ZM185 68H187V69L184 71ZM235 70L236 71L238 70V71L236 72ZM74 71L77 74H75ZM102 72H105V71H102ZM248 72H249V75H248ZM137 73H139V75H137ZM93 74H96V76L94 75V78H93ZM109 74H111V77L109 76ZM146 75H148V76H146ZM11 76L13 78L14 74ZM242 76H243V79H242ZM92 79H90V80H92ZM153 79L156 80V82L153 81ZM79 80H78V82H79ZM137 80H139V82H136ZM168 80L169 81L171 80V81L169 82ZM148 81L149 82H155L156 84L158 82V85L151 84V83L149 85ZM167 81L169 82V84L167 83ZM245 81H247V83ZM140 82H144L142 84L143 85L145 84V85L143 86ZM136 83H139V86L141 88L145 87L146 85L147 86H146V88L139 90V86ZM204 83L206 84L205 86H204ZM221 83L222 84H224V83L225 84H231L233 87H236V86L238 87V85H239L242 88H245L243 86L246 85L247 86L246 88L247 89L249 88L248 90H250V91H247V89L246 90L243 89L244 91L249 92L248 94H252L253 92L256 91L257 94H255L256 92L253 93L252 94L253 96L251 95L252 98H250L247 96V94L245 95V93H243L244 91L242 90V88H240V89L237 88V90L239 89L240 91H238V92L234 91L233 92L234 94L236 92L235 97H234L233 93H232V95H230V93H229L228 94L229 96L227 95V93H218L216 98L215 97H213L214 99L211 98V101L214 102L215 104L214 103L212 104L210 99H209V103L204 101V97H205L204 95L207 94V91L211 90L210 88H212V89L217 88L215 84H217V86H218ZM52 84L54 85V83L49 82L48 89L46 91H44L42 97L39 100L33 101L29 104H24L23 106H21L22 109H26L27 107L28 108L33 107L34 103H38V102L45 100V102H48V104H50V105L52 104V107L55 105L62 107L64 104L65 105L64 108L60 107V109L65 110V107H66L65 102L66 101L64 100L62 95H63L64 90H66V89H63L62 86L60 87L59 84H55L54 86ZM213 84H214V86H213ZM1 85L2 84H0V86ZM151 85H152V87H154V85H155L156 88L150 87ZM114 86L116 87V89L117 88L119 90L122 89L121 90L122 92L120 91V93H122L121 96H122V99L124 98L123 99L124 101L122 100L123 104L120 107H119V105H117L118 101H117V95L115 94L116 89ZM111 87H113L115 91H113V88H111ZM204 87H206V89H204ZM6 88H7V86H6ZM107 88L111 89V91L107 90ZM157 88H161L162 90H164L166 95L164 97H162L161 93L163 91L160 90L161 91L160 92V91H158ZM118 89H117V92L119 91ZM135 89H133V91H135ZM150 89H151V91H149ZM55 90H56V92H55ZM251 90H254V91H252V93H251ZM107 91H110L111 95H110V93H107ZM156 91H158L157 94H156ZM183 91H184V93H183ZM241 91H243V92H241ZM12 92L16 93L14 90H12ZM100 92H103L106 95L108 94V96H106V97L104 95H102V98L103 97L106 98L105 100H103L101 98L102 93H100ZM123 92H124V94H123ZM148 92L149 93L151 92L150 95ZM61 93H62V95H61ZM154 93L156 94V96ZM158 93L160 94L161 97H158ZM185 93H187V94H185ZM239 93H240V95H242L241 97H243L244 99L239 96ZM112 94H114V96H112ZM151 95L152 96L154 95V97H152V99H151ZM220 95L221 96L223 95V96L221 97ZM50 96L52 99L49 98ZM52 96L55 98H53ZM128 96H129V98H128ZM149 96H150V98H149ZM218 96L220 98H218ZM230 96L231 97L233 96L235 99H232ZM107 97H110V98H107ZM114 97H116V100ZM125 97L127 100L125 99ZM226 97H227V99H226ZM191 98L193 100L192 102H194V100H195V102L198 100V103L201 106L198 105V103L196 102L197 103L196 110L197 109L198 110L195 112H192V114L189 113V111H188L187 115H185L186 119H181L182 117H181L180 113L182 112V110H184V108L189 110L190 105L188 106V104L191 101ZM239 98H240V100L238 102ZM89 99H90V101H89ZM129 99H131L132 101H130ZM236 99H237V102H236ZM110 100H111V102H109ZM262 100H263L262 101V103H263L264 99H262ZM127 101H130L131 103H133V108H132V104L130 102H127ZM134 101H136V102H134ZM151 101H152V104L150 103ZM219 101H221L222 103ZM229 101H231V102H229ZM124 102H126L127 105L131 104V105H128L131 108H129L126 104H124ZM242 102L245 103L244 106L242 105L243 104ZM196 103H195V105H196ZM45 104H46V107L48 108L49 105H47V103H45ZM135 104H137V105H135ZM134 105L136 107V110H135ZM151 105L152 106L154 105L153 106L154 108H152ZM261 105L262 104L260 103L259 106H261ZM124 106L127 108L125 109ZM138 106L140 108L141 107L142 108L140 109V108H138ZM52 107L50 106L49 111L51 110ZM69 107L70 108L66 107L67 113L65 111L61 112V110L59 109L60 111H59V113L57 112L58 114L57 113L53 114L49 118L51 120L52 127H53V129L55 128V130L53 132H51L50 134H48L44 139H42V142L50 141L55 146L56 149L58 147V151L56 152L55 157H53V159H52V164L48 165V166L45 165V163H44V159H43L44 157H42V155L39 152L35 153V159H36L35 165L37 167L35 173L39 178L40 177H42V178H46V177L56 178L57 174L62 173L63 171L68 169V163H69L68 161L69 160L67 161V159H68L69 154H68L66 148L64 147V146H66V145H64V143H66L67 135H66V132L63 130H66V128L68 129L70 127L69 125L72 122V118H71L72 114L70 115V113L72 112L74 114V109H72L73 105H71ZM241 107H243V108H241ZM263 107H264V105H263ZM111 108H112V111H111ZM151 108L154 109V111H152ZM257 108H259L260 110L262 109V111L257 112V111H259V110H256ZM70 109H72V111ZM137 109H140L139 110L140 112ZM201 109L203 110V112H205V117L202 120L203 128L200 129L202 131H199V129H198L199 126L197 125V122H198L197 121L198 120V116H197L198 113L197 112L200 111ZM236 109H238V111L240 110L239 114L237 113L238 111ZM136 111H138L139 114L135 113ZM147 111L149 112V115L151 117L149 115H148L149 117H147V114H148ZM145 113H147L146 117L149 118V120L145 117V115H144ZM195 113H197V114H195ZM261 113H263V114H261ZM138 115L142 119H140ZM137 116H138V118H137ZM231 116L234 117V119H231L232 118ZM5 117L6 116L1 117V118H5ZM20 117H22L21 114H17L13 118V120L16 121ZM143 117L146 118L145 120H147L148 122L142 121V120H144ZM235 118L237 120H235ZM22 119H23V117H22ZM68 119H71V120H68ZM96 119H98L101 122V124L99 125L100 130L98 131L99 134L98 133H92L93 128L91 125L93 124V121H95ZM215 120L220 122V123L222 122L221 143H222V146L224 148V152L226 154L225 156L227 157V159H229V157L231 156L232 159H235L237 161L236 162L237 165H236V167H232V165H228L225 163L221 167H219L218 172L216 174H212L211 173L212 166L210 164H208V162L202 164L203 161H201V160L203 158L201 156V153L204 149V142L209 139V130H210L212 124L215 122ZM232 120L233 121L235 120L234 121L236 123V124L234 123L235 125L232 123L233 122ZM229 121H230V123H228ZM145 122H146V124H145ZM149 122H150V126H152V128L149 126L147 128V125H149ZM180 122H183V123H181V125H179V126H176V125L180 124ZM231 123H232V126H230ZM183 124L184 125L186 124V125L182 126ZM227 124H229V125H227ZM25 125H26L25 122L24 123L21 121L15 122L13 127H19L20 130H17L15 132V128H14V131L11 133V134L14 133L13 139H11L9 137L4 138V140H3V142H4L3 149L4 150H2L4 152L0 155V161L2 160L4 162V164H7V165L9 164L8 159L11 157V154L13 153V150H15V148L21 147L23 149V151L26 152L28 150V147H30L33 144L32 137L28 134V127L25 128ZM140 126H141V128H140ZM182 127H184V128H182ZM139 128L140 129L146 128L147 131H150L151 133H153L151 129H153V131H154V134L148 135V133H150V132L146 133V136H149V140H148V143L146 144V146H144L142 144V139H141L140 134H139L140 133ZM149 128H150V130H149ZM181 128L183 130H181ZM163 129H165L166 131L164 130V132H160V130L162 131ZM179 131H180V133H177ZM172 132L173 133L176 132L177 133V134L175 133L176 136L174 134L172 135L171 134ZM153 135H156V136L154 137ZM150 136H153V137L150 138ZM172 136H174V137L172 138ZM148 148H150V149H148ZM100 149H101V147H100ZM261 149H262V151H264V148H261ZM237 154H239V155L236 157ZM240 154H241V156H240ZM231 157H230V159H231ZM53 162H54V164H53ZM2 167H0V168H2ZM19 167L20 166L18 164L16 165V168L13 167V169H15V171L18 175L21 174V172H22V171L20 172ZM115 167H116L115 168L116 178H119V176H120L119 175V169H120L119 164L116 163ZM167 172L170 174L172 179L166 178ZM203 174L209 176V178L211 180H209L207 183H205L206 181L205 182L200 181V183H199L198 180H200V175H203ZM150 176L153 178V180H152L153 182L147 181ZM221 176H224L226 178H224V177L222 178ZM255 177L256 176H254L253 179ZM215 181L217 183H224V182L227 183V184H223L222 187H224L223 188L224 193L226 192L228 195H226V196L224 195V197H221L222 196L221 194L223 192H221V194H219L220 192H218V193L216 192L217 194H219L221 196H219V195L216 196L217 194L215 192H209L210 195L209 194L208 195L210 197L209 196L206 197V194L205 195L202 194V189H201L202 187L201 186H203L204 184H208V183H209V185L216 184ZM44 182H47V181H44ZM18 183L21 186H25L26 183L29 184L27 182L26 178H21V177H20ZM30 183H32V182H30ZM156 184H161L162 188L160 190H157L155 187ZM209 189H213V188H209ZM10 192H8V193H10L8 195V197H13V196L19 197L22 194V191H20V190H12ZM125 192H128V193H125ZM213 194H216L215 195L216 197H214ZM196 196L198 197V199ZM194 197L198 201H195ZM219 197H221V198H219ZM218 198L220 200H218ZM145 199H147V200H145ZM17 204H18V200H15V199L10 200L11 206H16ZM133 204H135V205L140 204V207L137 206L138 208L136 207V209L134 208V210H132L131 207ZM261 205H262L261 208L264 209V201ZM205 212H207V213H205ZM21 214H22V217L19 218L18 223H17V225H16V227L12 233V236L10 239V244L13 240H18L20 242V245L22 248H28L30 246H35L37 244V241H38L37 234H38V232L40 233V229H38V232L37 231L34 232V228H35L34 225L38 219H39L38 222H40L42 216H34L33 214H46V213H44V212L33 213V212L28 211V212H22ZM60 214H65V213L62 212ZM0 215H3L4 219H5V223H8L9 218L11 216V213L7 210H1L0 209ZM83 216L84 215L81 213L75 214V218L72 217L75 220V224L79 225L80 224L79 221L83 218ZM221 219H223L224 221ZM260 219H258L257 223H259ZM70 220L74 223V220H72L71 218H70ZM224 222H225V224H224ZM223 224L225 226L227 225L228 227L227 226L225 227ZM223 226H224V228H226V230L227 229L228 230L226 231L223 228ZM259 226H260V230H261L262 229L261 223ZM41 234L42 233H40V235ZM228 242H229V239H227V246H228L227 254H228V250L231 248L230 247L231 245ZM263 246H264V244H263ZM205 248H203V249H205ZM232 249L234 250V247H232ZM153 253H155V254H153ZM146 257H148V256L146 255ZM242 260H243V254H239L238 259H237V264H241ZM263 260H264V253H263L262 257L260 258L259 264H264Z\"/></svg>",
    "mask_w": 264,
    "mask_h": 264
},
{
    "label": "crops",
    "instance_id": "crops-1",
    "mask_svg": "<svg viewBox=\"0 0 264 264\" xmlns=\"http://www.w3.org/2000/svg\"><path fill=\"white\" fill-rule=\"evenodd\" d=\"M22 64V70L20 72L21 81L18 80L20 82L19 84L21 85L15 84L8 89L6 88L5 84L0 86V117L8 116V114L15 110L17 105L21 107L24 104H29L33 101L39 100L42 97L44 91L48 89L49 81L47 79L50 74V68L47 57H43L42 59V66L45 71L44 76H37L36 72L30 68L26 58L22 60ZM16 87H19V91L17 89L18 97L16 93L14 95L12 92V90H14Z\"/></svg>",
    "mask_w": 264,
    "mask_h": 264
},
{
    "label": "built area",
    "instance_id": "built-area-1",
    "mask_svg": "<svg viewBox=\"0 0 264 264\" xmlns=\"http://www.w3.org/2000/svg\"><path fill=\"white\" fill-rule=\"evenodd\" d=\"M1 180L3 182H5L4 178H1ZM155 187H156L157 190H160L162 188V185L161 184H156Z\"/></svg>",
    "mask_w": 264,
    "mask_h": 264
},
{
    "label": "water",
    "instance_id": "water-1",
    "mask_svg": "<svg viewBox=\"0 0 264 264\" xmlns=\"http://www.w3.org/2000/svg\"><path fill=\"white\" fill-rule=\"evenodd\" d=\"M8 41H9V37H6L5 38V44H4L3 48L7 45Z\"/></svg>",
    "mask_w": 264,
    "mask_h": 264
}]
</instances>
